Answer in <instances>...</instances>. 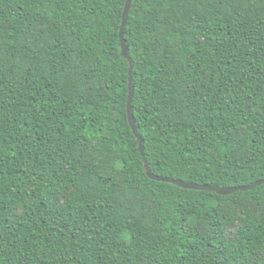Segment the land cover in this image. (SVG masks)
Returning <instances> with one entry per match:
<instances>
[{"label": "trees", "instance_id": "16d2710c", "mask_svg": "<svg viewBox=\"0 0 264 264\" xmlns=\"http://www.w3.org/2000/svg\"><path fill=\"white\" fill-rule=\"evenodd\" d=\"M126 0H0V264H264V182L152 179ZM157 175L264 180V0H133Z\"/></svg>", "mask_w": 264, "mask_h": 264}, {"label": "water", "instance_id": "95a60500", "mask_svg": "<svg viewBox=\"0 0 264 264\" xmlns=\"http://www.w3.org/2000/svg\"><path fill=\"white\" fill-rule=\"evenodd\" d=\"M132 4H133V0H126L125 5H124L123 21H122L121 29H120V42H121L122 54L126 58H128L129 62H130L129 99H128V106H127L128 118H129V122L132 126L134 133L136 134V136L140 140V149H141V153H142V156L144 158V161H145V167H146V171H147L148 175L152 179L175 183V184L182 186V187H185V188L216 191L220 194H230V193L240 191V190L245 191L248 189H252V188L256 187L257 185L262 184L264 182V180H257L254 183L249 184V185H240V186H233V187L215 186V185H209V184H199V183H195V182H186V181H183L181 179H175V178H171V177H164L161 175H157L151 171L149 164L147 162V159H146V154H145V150H144V140H143L141 134L139 133V129H138L137 124H136V119H135L133 106H132V99H133V92H134L133 64H132V60L130 57V46L127 42V39L125 37V32H124L125 26L127 24L128 16H129L130 10L132 8Z\"/></svg>", "mask_w": 264, "mask_h": 264}]
</instances>
